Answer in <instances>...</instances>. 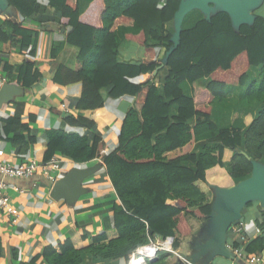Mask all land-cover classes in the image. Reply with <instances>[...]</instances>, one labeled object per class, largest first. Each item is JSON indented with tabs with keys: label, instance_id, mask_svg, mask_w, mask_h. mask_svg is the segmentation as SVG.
<instances>
[{
	"label": "trees",
	"instance_id": "1",
	"mask_svg": "<svg viewBox=\"0 0 264 264\" xmlns=\"http://www.w3.org/2000/svg\"><path fill=\"white\" fill-rule=\"evenodd\" d=\"M45 1L48 9L38 0H5L13 14L0 28V48L11 46L33 57L32 43L46 25L39 23L38 29L24 23L35 21L44 12L54 13L56 17L48 22L69 29L63 33L66 44L77 48L78 54L71 70L54 60L60 47L51 51L53 85L65 88L80 84L79 111L100 109L106 99L123 96L133 97V103L118 122L114 136L117 147L105 155L101 150L107 146L95 132V122L81 116L66 117L63 128L47 130L44 147L35 138L25 141L29 126L22 125L18 117L2 121L5 135L13 130L21 132L7 140L18 154H25L32 146L38 162H46L56 153L77 167L101 159L118 199L111 209L113 237L102 234L81 248H76L72 239L52 242L28 264L39 258L45 264H85L86 253L103 260L128 261L137 248L155 238H172L171 247L177 249L179 239L191 235L190 218L209 219L212 207L207 203L208 190L232 188L250 175L252 161L264 159V108L255 119L246 117L244 132L236 128L217 132L210 119L212 104L223 101L227 89L240 88L243 93L238 98L247 105L264 106V15L256 12L253 23L241 25L237 31L224 12H216L209 20L200 17L182 29L174 48L166 25L172 23L180 0H165L163 4L161 0ZM124 42L142 48L141 61L119 60ZM161 49L164 59L157 60ZM160 66L163 68L154 75ZM0 71L10 73L13 68L0 59ZM42 79L37 63L24 60L17 65L12 83L29 91ZM202 79L208 80L204 87L198 84ZM182 83L188 84L190 97L184 96ZM174 105L177 116L171 120L168 113ZM193 119L195 123L190 125ZM34 120L29 117L30 122ZM83 130L96 134L89 139L79 133ZM199 142L215 146H205L197 156L192 151ZM224 149L235 152L230 171L223 164ZM240 150L250 160L239 154ZM259 227L261 233L244 249L234 243L243 253H264L263 224ZM84 240L81 236L80 241ZM2 254L0 238V258Z\"/></svg>",
	"mask_w": 264,
	"mask_h": 264
},
{
	"label": "crops",
	"instance_id": "2",
	"mask_svg": "<svg viewBox=\"0 0 264 264\" xmlns=\"http://www.w3.org/2000/svg\"><path fill=\"white\" fill-rule=\"evenodd\" d=\"M164 1L161 0V4ZM38 2L45 9H48L47 1L38 0ZM55 17L54 13L44 12L39 14L35 21L29 20L24 23L25 26L31 25L38 29L41 28L40 24L46 25V29H40L32 43L35 49L33 57H29L27 51L21 52L11 46L0 48V59L7 61L13 68L10 73H2L0 71V87L3 83L13 84L12 80L17 77V65L24 60L35 61L43 75V79L34 89L29 91L22 89V95L14 97L12 101L0 107V150L4 153L1 158L2 161L17 164L31 158L35 159L32 146L25 154H18L15 148L7 141L21 133L13 130L9 135L4 134L2 121L10 117L16 116L20 119L22 125L29 126V132L24 133L25 141L29 137L35 138L43 147L48 142L46 131L63 128L65 125L64 118L81 116L90 119L95 122V132L102 137L107 146L105 150L109 153L117 147L114 136L118 130V122L124 119L132 107L133 97L123 96L114 100L106 99L104 107L100 109L79 111L77 110V104L81 95L80 84H72L65 88H58L53 85V66L51 62L55 60L57 63L72 70L75 68L78 54L77 48L66 44L63 33H67L69 29H60L56 22H48L49 20H54ZM0 21L1 28L4 20L1 19ZM187 23V17L185 16L182 29L191 27L192 24L186 26ZM166 29L172 35L174 34L173 21L171 24L166 25ZM57 47H60V50L53 60L50 56L51 51ZM141 51L143 53L142 48ZM164 55L163 49L158 50L157 60H163ZM141 59L142 54L131 46V42H124L121 45L119 49V60L121 62H137L141 61ZM161 75L164 77L165 72H161ZM198 84L204 87L208 84V80L202 79ZM180 88L184 96H191L187 83H182ZM242 93L243 90L240 88L227 89L225 99L212 104L210 119L216 125L217 132L230 128H236L244 132L247 128L244 123L246 117L249 115L252 119H255L259 111L264 108V106L256 104L248 106L243 99L238 98L242 97ZM62 105L65 106L66 110L61 108ZM30 116L35 118L34 122L29 121ZM176 116L177 107L174 105L169 109L168 117L172 120ZM194 123L195 119L191 120L189 124L193 125ZM79 133L89 139H92L93 135L96 134L92 130H83ZM205 146L213 148L215 145H207L205 142L196 143L192 153L197 156L200 155ZM234 154L235 152L230 149H224L223 164L229 171L230 161ZM60 156L63 155L56 153L52 157ZM175 156H179V154L171 158H175ZM259 163L264 166V159ZM83 166L96 168V172L88 176L87 181H85L86 178L83 180V193L71 202L64 199H51L50 193L53 182L40 175H35L31 179L5 180L9 186L7 193L14 206L19 209L20 218L18 224L12 225L4 214L0 212V238L3 243V254L0 258V264H28L42 252L45 246L63 239H72L75 247L81 248L84 245H91L93 239L102 234L109 238L115 235L111 209L113 202H118V199L105 173V167L101 166L98 160L83 163L80 168ZM187 167L194 168V165L187 164ZM207 197L209 201L207 203L212 207V215L210 214L209 219L205 221H199L195 218L188 220L192 230L191 235L179 239L178 248L174 249L172 254H167L166 264L173 263L176 258L183 259L191 264H243V261L239 258L220 255L219 241L215 240L216 242H213L214 235L220 227L225 225L222 218L228 216L233 210L228 193L210 188L207 192ZM263 212L264 208L259 202L251 201V203L247 204L240 212L244 218L242 234L247 240L245 243H238V236L232 231L233 226H231L225 231V243H237L239 247L244 249L250 241L257 237L254 234L255 227L259 226V222L264 217ZM250 220L252 221L250 222ZM107 221L108 224L106 225ZM81 236L85 237L83 243L80 241ZM156 239L148 242H154ZM212 242L215 244L210 245ZM208 244L211 248H209ZM14 250H16V255L13 256L12 252ZM84 257L88 260L85 264H121L120 261L123 264H127V260L124 258L103 260L92 256L90 253H86ZM158 260L159 257L156 256L153 262ZM34 264L45 263L39 258Z\"/></svg>",
	"mask_w": 264,
	"mask_h": 264
},
{
	"label": "water",
	"instance_id": "3",
	"mask_svg": "<svg viewBox=\"0 0 264 264\" xmlns=\"http://www.w3.org/2000/svg\"><path fill=\"white\" fill-rule=\"evenodd\" d=\"M262 1L263 0H180L178 11L175 13L173 19L174 34L172 35V42L174 43V48L179 43L183 19L191 11L198 9L203 14H205V20H209V18L216 12H224L229 16L233 29L237 31L239 26L251 25L253 23L256 16L253 15L252 12L261 5ZM211 3L217 7V11H212ZM9 11L13 14V10L7 6L5 0H0V15L5 17ZM162 68L163 66L157 68L154 72V75ZM22 92V88L14 84H2L0 87V107L3 104L12 101L14 97L22 95ZM239 154L250 160V157L245 151L240 150ZM252 163V172L246 179L237 182L230 189H217L228 193L229 199L233 206L232 212H230L228 216L222 218V221L225 223V225L220 227L218 232L213 237V242H216L215 240L219 241V254L224 257H234V255L226 248L224 236L225 231L229 227L244 222V218L240 213L241 210L247 204L251 203V201L259 202L264 208V166L259 162L252 161ZM97 167H99V165H97ZM95 172L96 168H71L62 178L53 184L50 198L53 200L64 199L68 202L76 200L83 193V180ZM72 177L76 178L71 181ZM213 242L210 243V245L215 244ZM209 248H211V246H209ZM150 261L153 262V260ZM171 264L187 263L183 259L176 258Z\"/></svg>",
	"mask_w": 264,
	"mask_h": 264
},
{
	"label": "built area",
	"instance_id": "4",
	"mask_svg": "<svg viewBox=\"0 0 264 264\" xmlns=\"http://www.w3.org/2000/svg\"><path fill=\"white\" fill-rule=\"evenodd\" d=\"M61 108L65 109V106L62 105ZM106 153L107 152L105 149L101 150V155H105ZM3 155V151L0 150V212L4 214L9 223L12 225H16L19 223L20 212L19 209L14 206L11 198L7 193V191L9 190V186L5 180L31 179L35 175H40L43 178L50 180L54 184L67 173L64 172L65 169H68L69 171L71 168L77 167V164H75L72 160L65 156L52 157L46 162H38L35 159L31 158L29 160L13 164L12 162L2 161L1 158L3 157ZM96 160H98V163L101 166H104L101 159ZM77 168H80V165ZM259 223L263 224L264 228V217ZM243 225L244 222L233 226L232 231L238 236V243H245V241L247 240L244 237V234H242ZM260 233V227H255L254 234L259 235ZM172 241V238H157L154 242H149L148 244L137 248L132 254V257L128 260L127 264H131L132 259H140L142 260V264L145 259L154 260L160 250L172 253ZM148 247H153L154 249L152 254L150 255H148L147 253ZM226 248L234 255V257L241 259L247 264H264V254L262 253H243L242 249L237 247L232 242L226 243ZM142 251H145L146 254L142 253ZM186 263L190 264L189 262Z\"/></svg>",
	"mask_w": 264,
	"mask_h": 264
},
{
	"label": "rangeland",
	"instance_id": "5",
	"mask_svg": "<svg viewBox=\"0 0 264 264\" xmlns=\"http://www.w3.org/2000/svg\"><path fill=\"white\" fill-rule=\"evenodd\" d=\"M212 4V3H211ZM212 11H217V7L214 5V4H212ZM259 11V14H261V15H264V0L261 2V5L257 8V9H255L253 12H252V14L253 15H256V12H258ZM204 15L205 14H203L201 11H199L198 9H195V10H193V11H191L190 13H188L187 15H186V17H187V24H186V26H189V25H191V24H193L198 18H204ZM11 16H12V12H7V14H6V16L5 17H3L2 15H0V20L1 19H3L4 21L6 20V18L7 19H9V18H11ZM1 22V21H0ZM131 46L133 47V48H136V50L140 53V54H142V51H141V47H139L138 45H136V44H133V43H131ZM7 82V81H6ZM4 84V83H3ZM249 106V105H248ZM82 169H84V168H87V166H83V167H81ZM68 171V169H65L64 170V172L66 173ZM88 180V177L85 179V181H87ZM85 183V182H84ZM252 220H250V222H251ZM249 222V223H250ZM172 252H173V249H172ZM167 254H172V253H170V252H167V251H162V250H160L158 253H157V255L156 256H158L159 257V260L158 261H156V262H151L149 259H145V261L148 263V264H166L167 263V258H168V255ZM146 263V264H147Z\"/></svg>",
	"mask_w": 264,
	"mask_h": 264
},
{
	"label": "bare ground",
	"instance_id": "6",
	"mask_svg": "<svg viewBox=\"0 0 264 264\" xmlns=\"http://www.w3.org/2000/svg\"><path fill=\"white\" fill-rule=\"evenodd\" d=\"M75 178L76 177H72L71 181H73ZM153 250H154L153 247H148V249H147L148 255L152 254ZM142 253L146 254L145 251H142ZM131 264H142V260H140V259L139 260L138 259H132Z\"/></svg>",
	"mask_w": 264,
	"mask_h": 264
},
{
	"label": "clouds",
	"instance_id": "7",
	"mask_svg": "<svg viewBox=\"0 0 264 264\" xmlns=\"http://www.w3.org/2000/svg\"><path fill=\"white\" fill-rule=\"evenodd\" d=\"M140 247H141V246H140ZM131 257H132V255H131ZM131 257H130V258H131ZM130 258H129V259H130ZM138 258H139V257H138ZM154 260H155V259H154ZM154 260H153V261H154ZM127 262H128V261H127ZM143 263H146V261L144 260V262H143Z\"/></svg>",
	"mask_w": 264,
	"mask_h": 264
}]
</instances>
